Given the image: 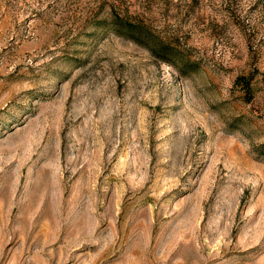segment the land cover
Segmentation results:
<instances>
[{
  "label": "rangeland",
  "instance_id": "rangeland-1",
  "mask_svg": "<svg viewBox=\"0 0 264 264\" xmlns=\"http://www.w3.org/2000/svg\"><path fill=\"white\" fill-rule=\"evenodd\" d=\"M0 264H264V0H0Z\"/></svg>",
  "mask_w": 264,
  "mask_h": 264
},
{
  "label": "trees",
  "instance_id": "trees-1",
  "mask_svg": "<svg viewBox=\"0 0 264 264\" xmlns=\"http://www.w3.org/2000/svg\"><path fill=\"white\" fill-rule=\"evenodd\" d=\"M119 26L122 30H124L123 32L120 31L121 34L148 48L154 56L172 64L179 70V72H182L183 67L187 66L184 61H182V65H177V53L170 41L153 35L148 29L145 28V26L141 25L140 23L125 20L122 21ZM251 79L252 78L240 76L236 79V81L238 83H242L245 86L244 88L247 90L250 87Z\"/></svg>",
  "mask_w": 264,
  "mask_h": 264
}]
</instances>
